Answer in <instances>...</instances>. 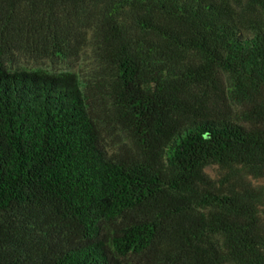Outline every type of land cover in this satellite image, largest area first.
<instances>
[{
	"label": "trees",
	"instance_id": "obj_1",
	"mask_svg": "<svg viewBox=\"0 0 264 264\" xmlns=\"http://www.w3.org/2000/svg\"><path fill=\"white\" fill-rule=\"evenodd\" d=\"M263 182L264 0H0V264H264Z\"/></svg>",
	"mask_w": 264,
	"mask_h": 264
},
{
	"label": "rangeland",
	"instance_id": "obj_2",
	"mask_svg": "<svg viewBox=\"0 0 264 264\" xmlns=\"http://www.w3.org/2000/svg\"><path fill=\"white\" fill-rule=\"evenodd\" d=\"M87 59H89V55H83L79 56L75 59L70 60L67 63V66L63 64L57 63V61L49 62L44 60L41 61H34L28 53H25L22 51V53H17L16 57L14 58V63L22 64L25 63L26 65L30 64L35 67L42 66L51 68L54 70H60L61 69H68L72 68L74 71H79L80 73H85L88 69ZM16 64V65H17ZM105 132L107 133L106 139L107 143L110 147H115L116 145H119L121 142L124 141V137L120 134L119 130L117 128H105ZM264 185V182H263Z\"/></svg>",
	"mask_w": 264,
	"mask_h": 264
}]
</instances>
